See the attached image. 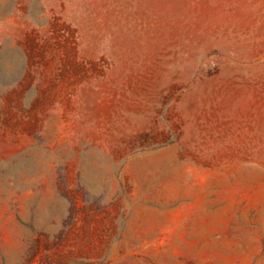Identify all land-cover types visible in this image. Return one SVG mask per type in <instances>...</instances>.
<instances>
[{"label":"rangeland","instance_id":"1","mask_svg":"<svg viewBox=\"0 0 264 264\" xmlns=\"http://www.w3.org/2000/svg\"><path fill=\"white\" fill-rule=\"evenodd\" d=\"M0 264H264V0H0Z\"/></svg>","mask_w":264,"mask_h":264}]
</instances>
